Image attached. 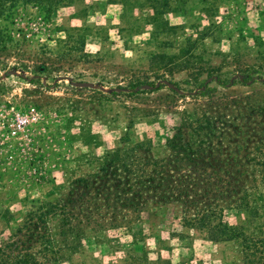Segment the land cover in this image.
Segmentation results:
<instances>
[{
  "label": "rangeland",
  "instance_id": "obj_1",
  "mask_svg": "<svg viewBox=\"0 0 264 264\" xmlns=\"http://www.w3.org/2000/svg\"><path fill=\"white\" fill-rule=\"evenodd\" d=\"M169 1L157 11L148 0L11 8L0 45V242L38 203L74 191L75 247L54 264H247L240 239L209 238L178 202L141 185L123 190L149 177L146 160L172 179L227 182L206 203L264 237V0ZM174 135L190 152L167 145ZM144 140L149 151L128 150ZM116 147L133 154L131 173L110 167ZM245 193L261 218L227 207Z\"/></svg>",
  "mask_w": 264,
  "mask_h": 264
},
{
  "label": "trees",
  "instance_id": "obj_2",
  "mask_svg": "<svg viewBox=\"0 0 264 264\" xmlns=\"http://www.w3.org/2000/svg\"><path fill=\"white\" fill-rule=\"evenodd\" d=\"M18 1L19 0H0V20L3 21V24H0V45L5 46L7 40H10L9 28L5 23L10 20V10ZM20 1H23L25 4L31 3L38 6L45 13H52L54 9H57L60 5L70 4L72 2V0ZM180 1L181 3L185 2V0ZM201 1L204 2L205 0ZM169 2V0H148V4L153 11H157L158 8H169ZM181 53H183V51ZM160 57H164V55L160 54L159 58ZM167 57L169 59H177L179 56L169 55ZM183 61L186 60L183 59ZM198 127L199 126L193 127V130L198 129ZM175 139V135L167 139L166 142L170 148L173 150L184 148L183 150H188L190 152V149H186L188 143H182V145L177 146ZM150 144V141L144 140L133 144L128 150L137 151L147 149L149 151ZM128 150L116 147L110 151V167H112L113 170H116L117 166H119L120 168H124V171L128 173L132 172L128 167L130 163L126 164V161L131 159L133 155L129 154L127 152ZM158 166L156 162H149L146 160L143 173L146 172V176L148 175L149 177H142V179H137V181L128 179L124 184L127 189L123 188V190H131L133 194L135 186L141 185L142 188H146L145 194H148V192L154 194L158 201L173 200L178 202L184 213L183 219L185 223L204 229L207 236L213 240L240 239L241 252L245 262L247 264H264V237L255 239V237L246 235L242 226H232L227 221L223 220L222 213L224 206L222 208V206L219 207L220 205H217L216 208L218 210H215L206 203V200L210 198V196H208L210 194V187L212 186L218 189L223 183L225 184L227 182L215 183V185L210 182L212 184L209 186V182L206 180L193 181L184 178L185 176L183 175L176 177V179H172L167 177L168 175L165 173L166 169L164 165H160L162 168L161 170H159ZM102 168L105 169V167ZM138 169L142 171L141 168ZM133 172L135 173V171ZM157 174L159 175L156 176ZM134 180L136 179L134 178ZM229 186L231 189H227L229 192L228 195L233 197L236 193V187L232 184H229ZM227 190L224 189L223 192H227ZM68 195L69 196L60 195L56 199L40 202L26 212L22 224L10 230L5 239L0 242V264H54V262L59 260L58 256L63 248L67 250L74 249L75 245H72L66 240H69L67 235L72 232L74 233L76 228L74 222L77 217H75L76 215H74L73 211L77 203L75 204L76 199L74 197V191L68 192ZM248 196V193H245L233 201H228L227 207L243 209L252 217L261 218L258 206L250 205L249 198L251 196ZM232 199L233 198L230 200ZM53 225L55 226L53 227ZM56 231L57 233H55ZM58 235L64 238L60 239ZM74 237L75 236H73L72 239H74Z\"/></svg>",
  "mask_w": 264,
  "mask_h": 264
},
{
  "label": "water",
  "instance_id": "obj_3",
  "mask_svg": "<svg viewBox=\"0 0 264 264\" xmlns=\"http://www.w3.org/2000/svg\"><path fill=\"white\" fill-rule=\"evenodd\" d=\"M144 87H146V86H144Z\"/></svg>",
  "mask_w": 264,
  "mask_h": 264
}]
</instances>
